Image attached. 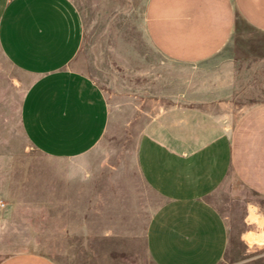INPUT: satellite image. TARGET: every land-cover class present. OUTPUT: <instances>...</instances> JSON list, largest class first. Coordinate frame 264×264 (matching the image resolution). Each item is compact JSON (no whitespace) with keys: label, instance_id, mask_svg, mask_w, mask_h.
I'll return each mask as SVG.
<instances>
[{"label":"crops","instance_id":"crops-1","mask_svg":"<svg viewBox=\"0 0 264 264\" xmlns=\"http://www.w3.org/2000/svg\"><path fill=\"white\" fill-rule=\"evenodd\" d=\"M145 31L164 60L193 69L182 97L161 106L138 139V170L164 199L147 247L156 264H219L230 233L214 196L240 186L264 198V100L240 99L251 84L239 70L243 61L264 62V0H149ZM83 37L72 0H0V49L32 77L23 129L52 158L87 155L110 126L104 91L74 67ZM236 41L250 46L237 53ZM251 210L260 220L249 203L247 220ZM0 264L55 263L26 253Z\"/></svg>","mask_w":264,"mask_h":264},{"label":"rangeland","instance_id":"rangeland-1","mask_svg":"<svg viewBox=\"0 0 264 264\" xmlns=\"http://www.w3.org/2000/svg\"><path fill=\"white\" fill-rule=\"evenodd\" d=\"M72 1L84 32L74 67L104 91L110 126L82 157L52 158L37 150L22 125L32 77L0 49V262L32 253L55 264H156L146 236L164 199L143 180L136 148L161 106L182 97L193 69L157 54L145 31L149 0ZM246 46L236 41L235 51ZM239 70L246 75L242 83L251 84L240 99L264 100V62L243 61ZM213 200L230 233L219 264H264V198L240 186L232 191L223 186ZM248 203L256 206L260 220L253 210L247 220Z\"/></svg>","mask_w":264,"mask_h":264},{"label":"bare ground","instance_id":"bare-ground-1","mask_svg":"<svg viewBox=\"0 0 264 264\" xmlns=\"http://www.w3.org/2000/svg\"><path fill=\"white\" fill-rule=\"evenodd\" d=\"M249 241H250V242H251V241H253V238H252V237H250V238H249Z\"/></svg>","mask_w":264,"mask_h":264},{"label":"built area","instance_id":"built-area-1","mask_svg":"<svg viewBox=\"0 0 264 264\" xmlns=\"http://www.w3.org/2000/svg\"><path fill=\"white\" fill-rule=\"evenodd\" d=\"M1 206H3L4 204L3 203H0Z\"/></svg>","mask_w":264,"mask_h":264}]
</instances>
